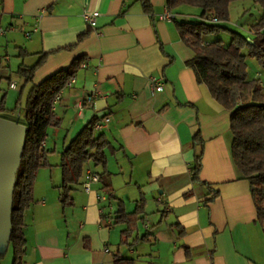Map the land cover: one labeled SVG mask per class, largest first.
<instances>
[{
	"label": "crops",
	"instance_id": "0c3cea01",
	"mask_svg": "<svg viewBox=\"0 0 264 264\" xmlns=\"http://www.w3.org/2000/svg\"><path fill=\"white\" fill-rule=\"evenodd\" d=\"M149 2L146 11L141 0H0V24L14 26L0 36L5 107L15 94L14 106L0 117L18 122L16 108L32 83L78 56L85 66L80 63L54 101L60 125L47 128L43 146L59 157L86 123L111 115L106 127L94 129L108 140L110 194L101 181L88 192L77 184L71 203L62 207L59 161L49 155L56 167L46 168L41 179L37 172L34 200L24 214L25 264H115V254L133 264H264V229L249 181L232 157L229 111L197 82L187 64L195 52L177 28L196 14L180 5L170 10L173 19L162 20L166 0ZM93 10L99 14L91 27L82 12ZM40 56L32 81L24 83L19 65H33ZM13 73L21 77L19 89ZM200 143V181H193L190 168ZM94 166H85L81 181L86 169L101 171ZM118 204L127 213L139 211L126 242L121 232L127 224L115 220ZM145 233L147 239L136 240Z\"/></svg>",
	"mask_w": 264,
	"mask_h": 264
},
{
	"label": "trees",
	"instance_id": "16d2710c",
	"mask_svg": "<svg viewBox=\"0 0 264 264\" xmlns=\"http://www.w3.org/2000/svg\"><path fill=\"white\" fill-rule=\"evenodd\" d=\"M141 1L144 9L150 10L149 0ZM234 1L238 0H166V6L170 10L180 5L199 9L194 18L177 22L182 40L195 52L187 64L192 67L197 82L204 83L211 96L229 111L232 157L249 181L256 219L264 229V86L259 78L248 76L245 60L246 55L254 58L264 71V0H252L260 6L262 13L249 26L250 34L247 36L223 25L229 20V6ZM220 29L230 32L227 44H223L220 39L208 41L204 38ZM43 58L40 56L30 66L19 65L17 73L24 78V83L32 81L34 70ZM81 61V56L75 57L67 67L32 83L24 105L16 108L19 114L17 120L26 126V133L12 193L11 231L8 240V246L13 250L11 264H25L24 214L32 203L33 178L38 168L50 165L48 155L53 150L43 146L47 128L60 125V118L53 110L54 98L75 73ZM4 110L3 94L0 96V113ZM97 119L95 117L86 123L59 153L61 183L57 187L62 207L71 203V190L75 185L81 184L80 179L89 162L101 167V171L97 172L99 181L102 182L101 188L108 194L111 192L104 152L108 140L103 133H94L93 125ZM201 155L200 143L190 168L193 181H200L198 173ZM117 212L115 220L127 224V228L121 232V241L126 242L135 229L139 211L127 213L118 204ZM147 238L145 233L136 237V240ZM3 254L0 253V258ZM114 263L133 264V260L115 254Z\"/></svg>",
	"mask_w": 264,
	"mask_h": 264
},
{
	"label": "rangeland",
	"instance_id": "374dc122",
	"mask_svg": "<svg viewBox=\"0 0 264 264\" xmlns=\"http://www.w3.org/2000/svg\"><path fill=\"white\" fill-rule=\"evenodd\" d=\"M180 10L184 11V12L188 11V13H195V14L199 13L198 8L192 7V6H187V5L182 6V8ZM261 13H262V10H261L260 6L256 3H253L252 0L234 1L229 6V20L227 22L223 23V25H225L229 29L240 32L243 35L247 36L250 34L249 26L252 23H254L260 17ZM204 38L207 39L208 41L220 39L223 44H227L230 40V32L226 29H220L219 31H217L215 33H210V34L205 35ZM245 60L247 63L248 76L259 78L261 85L264 86V71H262L259 63L254 58L249 57L248 55H246ZM12 77H13V79H11V81L13 80V81L17 82L18 83L17 88L19 89L21 86V77L17 73H13ZM1 87L4 90H7V92L11 90L10 88H8V84L6 81L2 82ZM14 100H15V94L13 97H11L9 99L7 98V102H6L7 106L6 107L8 109L10 107L14 106ZM3 114L8 115L7 112H4ZM49 141L51 142L50 138H49ZM105 150H106V153L110 152L109 148H106ZM49 155H50L51 160L60 161V156L58 157L56 154H49ZM49 155H48V161H49ZM49 163H50V161H49ZM53 167H56V166H53L52 163H50V165H48V166L38 168L35 172L33 182H34V179L36 178L37 172H39L40 179H41L43 172H46L44 170L46 168L54 169ZM58 167H59V163H58ZM94 167L97 168L98 166H94ZM59 169H60V167H59ZM52 173L54 175V171ZM54 177H56V176H54ZM59 179H60V182H59V184H60L61 183V170H60ZM32 190H33V188H32ZM106 194L108 195V193H106ZM32 198H33V191H32ZM33 200L34 199H32V202H33ZM12 251H13L12 247L9 246L7 248V250L5 251V253L2 255V257H1L2 260L0 259L1 264H11Z\"/></svg>",
	"mask_w": 264,
	"mask_h": 264
},
{
	"label": "water",
	"instance_id": "95a60500",
	"mask_svg": "<svg viewBox=\"0 0 264 264\" xmlns=\"http://www.w3.org/2000/svg\"><path fill=\"white\" fill-rule=\"evenodd\" d=\"M25 133L24 124L0 117V253L8 248L13 186Z\"/></svg>",
	"mask_w": 264,
	"mask_h": 264
},
{
	"label": "built area",
	"instance_id": "2783aa9c",
	"mask_svg": "<svg viewBox=\"0 0 264 264\" xmlns=\"http://www.w3.org/2000/svg\"><path fill=\"white\" fill-rule=\"evenodd\" d=\"M98 14H99V12L96 10L83 11L82 12V18L86 24H88L91 27H94L96 25V18L98 16ZM159 18L162 20H171L174 18V14L170 11V9L168 7H166L164 9V11L159 15ZM36 19L37 18H35V20ZM213 20H215V18ZM13 29H14V26H12V25L2 26L0 24V36H3L4 34H6V32L13 30ZM36 29H37V25L35 22L33 25V30H36ZM23 33L26 37H30V35H31L30 30H24ZM81 66L84 67L85 63L82 62ZM151 80L154 81V78H152ZM73 81H74V75L71 76L70 79L65 83V86L70 85ZM10 86H14V84H10ZM161 87H162L161 83H154V88L156 90H160ZM59 93L55 96L54 101H56L58 99ZM96 95H98L97 92H94V93L88 95L85 100L87 102L91 101L96 97ZM110 119H111L110 114H108V113L103 114L102 116L98 117L96 122H94L93 128L95 130L103 129L104 127L107 126ZM98 181H99V175L96 172L92 171L91 169H86L84 176H83V180L81 182V187L84 191L88 192L91 188V184L98 182ZM97 197L102 199V200L105 199V195H103L101 193L100 194L98 193ZM145 227H146V225H145Z\"/></svg>",
	"mask_w": 264,
	"mask_h": 264
}]
</instances>
